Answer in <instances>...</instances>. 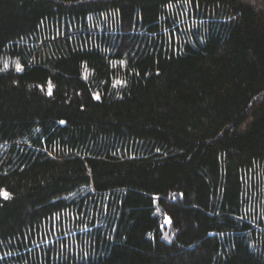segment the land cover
<instances>
[{
    "label": "trees",
    "instance_id": "1",
    "mask_svg": "<svg viewBox=\"0 0 264 264\" xmlns=\"http://www.w3.org/2000/svg\"><path fill=\"white\" fill-rule=\"evenodd\" d=\"M0 189V264H264V0H0Z\"/></svg>",
    "mask_w": 264,
    "mask_h": 264
},
{
    "label": "snow or ice",
    "instance_id": "2",
    "mask_svg": "<svg viewBox=\"0 0 264 264\" xmlns=\"http://www.w3.org/2000/svg\"><path fill=\"white\" fill-rule=\"evenodd\" d=\"M5 67H6V65H5ZM17 70H21V65H19V64L17 65ZM117 83H122V82L121 81H117ZM49 94H51V92H49ZM98 98L99 97H97V99ZM0 196H2L4 199L10 198V194L7 193L6 191L2 190V189H0Z\"/></svg>",
    "mask_w": 264,
    "mask_h": 264
},
{
    "label": "rangeland",
    "instance_id": "3",
    "mask_svg": "<svg viewBox=\"0 0 264 264\" xmlns=\"http://www.w3.org/2000/svg\"><path fill=\"white\" fill-rule=\"evenodd\" d=\"M15 67H16V64H15ZM165 224L168 225L169 224V220L166 218L165 219Z\"/></svg>",
    "mask_w": 264,
    "mask_h": 264
}]
</instances>
